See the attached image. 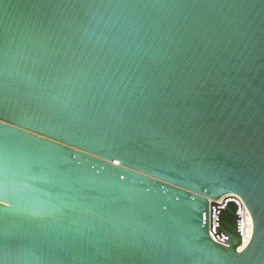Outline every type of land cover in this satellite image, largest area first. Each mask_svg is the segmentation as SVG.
Instances as JSON below:
<instances>
[{
	"label": "water",
	"instance_id": "1",
	"mask_svg": "<svg viewBox=\"0 0 264 264\" xmlns=\"http://www.w3.org/2000/svg\"><path fill=\"white\" fill-rule=\"evenodd\" d=\"M6 5L0 261L264 264V0Z\"/></svg>",
	"mask_w": 264,
	"mask_h": 264
},
{
	"label": "snow or ice",
	"instance_id": "2",
	"mask_svg": "<svg viewBox=\"0 0 264 264\" xmlns=\"http://www.w3.org/2000/svg\"><path fill=\"white\" fill-rule=\"evenodd\" d=\"M0 6L6 7L7 6L6 0H0ZM12 164H13V160L7 152L0 153V173L7 174L11 170ZM0 187L6 188V184L3 180H0ZM5 198H6V194H5ZM248 247H249L248 244H246L244 248H241L238 251L246 254V249ZM0 264H3V262L0 261Z\"/></svg>",
	"mask_w": 264,
	"mask_h": 264
},
{
	"label": "built area",
	"instance_id": "3",
	"mask_svg": "<svg viewBox=\"0 0 264 264\" xmlns=\"http://www.w3.org/2000/svg\"><path fill=\"white\" fill-rule=\"evenodd\" d=\"M248 217L250 219V216L247 213V211L244 208H242L240 211V234L242 236V239L244 238L243 235L246 233V228L248 226V221H249ZM250 228H251V220H250Z\"/></svg>",
	"mask_w": 264,
	"mask_h": 264
},
{
	"label": "bare ground",
	"instance_id": "4",
	"mask_svg": "<svg viewBox=\"0 0 264 264\" xmlns=\"http://www.w3.org/2000/svg\"><path fill=\"white\" fill-rule=\"evenodd\" d=\"M248 226L246 228V233L243 235V239H244V244L247 243V241L249 240L250 237V233H251V228H250V219L248 217Z\"/></svg>",
	"mask_w": 264,
	"mask_h": 264
}]
</instances>
